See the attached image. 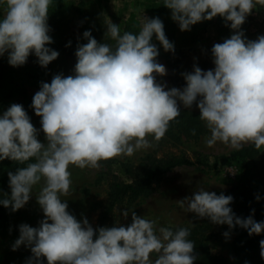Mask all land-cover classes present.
Masks as SVG:
<instances>
[{
	"label": "clouds",
	"instance_id": "1",
	"mask_svg": "<svg viewBox=\"0 0 264 264\" xmlns=\"http://www.w3.org/2000/svg\"><path fill=\"white\" fill-rule=\"evenodd\" d=\"M52 4L53 0H0L4 6L0 56L7 53L11 66L24 65L32 53L42 67L58 58L59 53L46 46L53 42L48 34ZM257 4L264 7V0H164L181 31L217 16L233 30L230 38L211 49L214 69L203 71L194 65L191 73L183 74V89L166 90V85L157 83L156 76L166 75L167 70L157 62L153 35L166 52H174V45L158 17L143 15L137 34H121L120 26L106 24L105 39L114 45L98 43L91 31H85L88 42L77 47L74 75L57 74L50 83H41L31 107L41 117L46 143L38 140V130L22 105L12 104L0 116V160L26 164L8 173L11 194L0 203L15 212L40 185L36 199L45 217L39 227L19 226L13 250L29 247L28 264H42V257L47 264H194L197 256L195 243L188 239L189 228L157 227L156 220L134 211L127 227L117 223L94 229L86 218L78 221L62 199L72 186L69 166L98 169L101 160L131 157L151 148L148 136L159 141L180 116V104L199 109V118L210 132L206 146L221 142L237 150L245 144L261 149L264 35L248 40L241 30ZM232 201L230 195L199 187L191 197L176 202L214 224L239 226L250 236L264 232V222L236 217L229 207ZM129 211L122 215L127 218ZM260 248L264 258V240Z\"/></svg>",
	"mask_w": 264,
	"mask_h": 264
},
{
	"label": "rangeland",
	"instance_id": "2",
	"mask_svg": "<svg viewBox=\"0 0 264 264\" xmlns=\"http://www.w3.org/2000/svg\"><path fill=\"white\" fill-rule=\"evenodd\" d=\"M163 3L164 0H53L48 16V34L53 42L46 46L57 51L59 56L47 67L40 66L34 53L29 55L24 65L17 67L8 63L7 53L0 56V116L12 104L22 105L31 118V123L38 130V140L46 143L41 130V117L36 116L31 107L34 94L40 90L42 82L50 83L57 74L74 75L77 59L66 55L63 49L64 43L72 38L78 37V45H83L84 41H87L83 33L91 31L97 41L114 45V41L105 39L106 24L110 22L120 26L121 34L124 31L137 34L143 15L148 18L158 17L163 22L165 35L173 43L174 52H166L155 35L151 43L155 44L159 51L157 62L167 70L166 75L156 76L157 83L166 85V90L174 87L168 79L170 72L174 71L183 77L184 73L193 71L194 65L203 71L214 69L211 49L214 44L230 38L233 34L230 26H226L223 18L217 16L191 26L189 31H181L178 23L171 19V10ZM257 6L262 7L259 4ZM3 12L4 6L0 5V17ZM241 30L248 40L254 41L264 35V10L248 15ZM180 107L184 108L182 104ZM187 110L199 112L195 104ZM201 125L204 128L203 121ZM191 129L189 132L185 128H173L159 141H155L150 135L148 139L152 143L151 148L137 151L131 157L112 158L108 165L99 162L98 169H80L70 165L72 186L70 194L62 197L68 203L69 213L81 222L86 218L95 228L105 203L110 180L130 182L132 177L127 165H137L150 156H184L199 161L192 165L173 167L159 176L150 190L131 202L125 199L117 205L110 216L111 227L117 223L125 227L130 225L134 211L142 218L156 220L157 227H171L173 231L184 227L190 229V234H196L202 218L197 217L195 213L186 212L176 201L191 197L199 187L217 195L241 184L255 192H264V155L256 154L252 159L234 158L222 163L218 156L229 155L237 149L221 142L208 147L205 137L210 136L209 130L202 129L198 132L197 128L192 126ZM246 145L248 144L242 147ZM262 151L264 146L260 149V152ZM24 166L26 164H19L10 159L0 160V200L11 194L8 173H15L19 167ZM39 190L40 185L35 186L29 202L15 212L11 207L5 208L0 203V264H28L32 258L29 247L21 245L13 250V245L19 238L21 224L39 227L40 221L45 218L36 199ZM124 211H129L127 218L122 215ZM213 230L215 235L210 242L211 251L225 256L230 264H239L232 253L233 232L229 226L214 224ZM226 232L227 236L224 235ZM151 258L155 260L156 254L153 253ZM45 261L43 258L42 264Z\"/></svg>",
	"mask_w": 264,
	"mask_h": 264
},
{
	"label": "trees",
	"instance_id": "3",
	"mask_svg": "<svg viewBox=\"0 0 264 264\" xmlns=\"http://www.w3.org/2000/svg\"><path fill=\"white\" fill-rule=\"evenodd\" d=\"M264 10V7H256L252 13L257 14ZM78 37L72 38L69 42L64 43L63 49L66 55L76 58L75 52L78 47ZM88 41H84L86 44ZM98 43H105L106 41H97ZM77 59V58H76ZM169 82L174 87H185L186 81L184 77L170 72L168 74ZM181 114L175 120L171 121L166 132L170 133L173 128H185L189 131L192 127H196L198 132L203 128L200 120V112H194L180 107ZM192 130V129H191ZM256 154L264 155V151L260 152L253 144H248L241 147L239 150L229 154L220 155L217 158L220 162L225 163L229 159H252ZM197 161L190 160L184 156H150L141 160L137 165H127V170L130 171L132 180L130 182H118L114 179L110 180L105 203L97 220V225L94 229L99 227H111L110 216L115 207L121 204L125 199L131 202L141 194L151 189L154 182L159 176L166 173L170 169L180 165H192ZM101 163L108 165L111 159L101 160ZM264 169V168H262ZM226 196H232L233 201L229 207L236 217L246 219L249 216L256 222H264V192H255L248 189L245 184L238 187L230 188L222 192ZM221 194V193H220ZM219 194V195H220ZM259 197V199H257ZM254 210V211H253ZM214 223L208 218H202L197 228L198 233L190 234L188 239L195 243L194 254L197 259L194 264H230L225 256L221 254H214L210 249V242L214 237L213 232ZM233 232L231 240V249L239 264H264V258L261 257L260 241L264 240V232L259 235H249L248 230L235 226L230 228ZM43 257L41 258V260ZM46 260V258H44ZM44 264H47V260Z\"/></svg>",
	"mask_w": 264,
	"mask_h": 264
}]
</instances>
